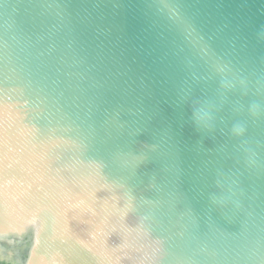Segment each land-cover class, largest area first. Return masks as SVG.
<instances>
[{"label": "water", "instance_id": "water-1", "mask_svg": "<svg viewBox=\"0 0 264 264\" xmlns=\"http://www.w3.org/2000/svg\"><path fill=\"white\" fill-rule=\"evenodd\" d=\"M17 245L264 264V0H0L7 261Z\"/></svg>", "mask_w": 264, "mask_h": 264}, {"label": "flooded vegetation", "instance_id": "flooded-vegetation-1", "mask_svg": "<svg viewBox=\"0 0 264 264\" xmlns=\"http://www.w3.org/2000/svg\"><path fill=\"white\" fill-rule=\"evenodd\" d=\"M1 251V254H0V261H5L6 263L8 264H21V260L25 257V249L23 247H21L20 245H17L15 247H13V255H14V259H18L16 262L17 263H13L12 262H9L7 261L6 259V254H7V251H3L2 249H0Z\"/></svg>", "mask_w": 264, "mask_h": 264}, {"label": "trees", "instance_id": "trees-1", "mask_svg": "<svg viewBox=\"0 0 264 264\" xmlns=\"http://www.w3.org/2000/svg\"><path fill=\"white\" fill-rule=\"evenodd\" d=\"M0 264H8V263H6L5 261H0Z\"/></svg>", "mask_w": 264, "mask_h": 264}]
</instances>
